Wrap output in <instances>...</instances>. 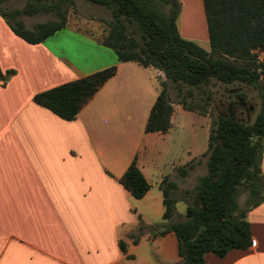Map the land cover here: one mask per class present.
Wrapping results in <instances>:
<instances>
[{"label":"crops","instance_id":"1","mask_svg":"<svg viewBox=\"0 0 264 264\" xmlns=\"http://www.w3.org/2000/svg\"><path fill=\"white\" fill-rule=\"evenodd\" d=\"M178 1L182 8L192 2ZM65 28L88 35L83 39L108 60L72 63L49 44L57 32L30 45L0 17V70L11 71L0 79V264H180L175 234L156 236L150 229L176 223L174 214L163 219V179L175 184L169 191L175 203L176 191L187 190L177 185L176 167L165 174L141 150L159 94L150 75L154 68L119 62L79 26L67 20ZM111 66L115 76L74 120L33 102L37 93ZM119 123L125 130L117 132ZM134 159L150 184L141 199L119 182ZM260 168L264 176V138ZM246 219L252 245L222 258L207 253L205 264H264V201Z\"/></svg>","mask_w":264,"mask_h":264},{"label":"trees","instance_id":"2","mask_svg":"<svg viewBox=\"0 0 264 264\" xmlns=\"http://www.w3.org/2000/svg\"><path fill=\"white\" fill-rule=\"evenodd\" d=\"M0 0V17L10 30L30 45L44 42L64 29L67 14L76 0H28L22 9H7ZM110 10L105 21L107 34L100 44L111 49L119 62L162 71L165 80L159 83V94L147 118L145 133H167L173 106L168 83L177 90L178 104L183 110L194 108L192 89L202 90L210 81L224 84H246L259 91L264 86V0H202L209 50L192 40L184 39L177 28L180 13L178 0H84ZM168 6L165 12L161 7ZM53 14L56 19L41 22L28 29L21 16L37 13ZM116 67L97 71L86 77L37 93L33 102L60 119L76 118L85 104L116 74ZM11 73L0 70V79ZM262 82V83H261ZM245 105L244 94L238 95ZM261 106L252 123L231 115H219L211 123L207 150L206 173L197 179L191 190L184 192L185 220L150 227L156 236L173 232L178 240L180 264H205L204 255L219 258L230 250H246L252 245L247 212L264 201V176L261 157L264 138V93ZM210 95H206V104ZM180 176L188 169L178 168ZM135 199H141L150 188L134 159L119 180ZM175 187L164 178L161 183L165 211L163 219L174 214L175 201L169 191ZM247 193L244 207L238 197ZM192 202L186 196L192 195ZM140 219V218H139ZM135 243L137 239L133 240ZM123 253L125 243L119 242Z\"/></svg>","mask_w":264,"mask_h":264},{"label":"rangeland","instance_id":"3","mask_svg":"<svg viewBox=\"0 0 264 264\" xmlns=\"http://www.w3.org/2000/svg\"><path fill=\"white\" fill-rule=\"evenodd\" d=\"M28 0H9L4 3L7 9H22ZM185 1V0H184ZM190 7L181 8L177 17V28L180 35L187 40L196 42L200 47L209 50L205 16L201 0H191ZM163 11L168 10V6L161 7ZM26 28L31 29L38 23L55 20L53 14L37 13L32 16H21ZM111 19L110 10L90 4L84 0H76L73 8L69 9L67 20L75 27L79 26L81 31L95 37L99 41L107 34L108 27L105 21ZM83 36L88 35L65 28L55 34L49 42L51 48L64 53L67 58L75 64L88 65L93 61L100 62L108 60L109 56L102 54L96 48L88 43ZM109 51L113 55L112 50ZM106 53V52H105ZM109 55V54H108ZM263 54H258V60L263 59ZM151 79L158 86L162 80H165L164 74L158 69L150 70ZM68 83V82H67ZM262 83V82H261ZM160 89V86H159ZM193 99H187V102L194 108L192 111L183 110L178 100L177 90L168 83V95L173 106V114L170 118V128L167 133L144 134L142 141V151L151 159L153 164L165 174H172L173 166L177 168V185L187 187L191 190L197 182V179L206 173V150L208 134L212 121L219 115H231L242 122L252 123L260 111L261 98L260 93H264V86L259 91L257 88L234 82L224 84L216 81H210L202 90L192 89ZM244 94L246 97L245 105L242 104L238 95ZM206 95H210V100L206 104ZM120 122V119L118 120ZM138 123V122H137ZM137 126V125H136ZM125 130L120 127L118 131ZM139 133L135 132L138 137ZM185 167L192 174L188 179L180 182L178 168ZM187 172V174H188ZM193 186V187H192ZM186 190H177L174 205V220L181 222L185 220L186 204L183 201ZM192 195H187V201L192 202ZM247 193L242 192L238 197L240 207H244L247 201Z\"/></svg>","mask_w":264,"mask_h":264}]
</instances>
